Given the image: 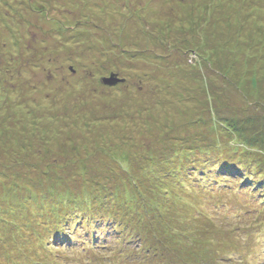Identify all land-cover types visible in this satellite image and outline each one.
Segmentation results:
<instances>
[{"label":"rangeland","instance_id":"obj_1","mask_svg":"<svg viewBox=\"0 0 264 264\" xmlns=\"http://www.w3.org/2000/svg\"><path fill=\"white\" fill-rule=\"evenodd\" d=\"M0 264H264V0H0Z\"/></svg>","mask_w":264,"mask_h":264},{"label":"trees","instance_id":"obj_2","mask_svg":"<svg viewBox=\"0 0 264 264\" xmlns=\"http://www.w3.org/2000/svg\"><path fill=\"white\" fill-rule=\"evenodd\" d=\"M224 169V168H223ZM81 217H80V216ZM79 215H73L72 217H73V219L75 220V223H76V225L77 226H79L80 225V222H81V219H83V218H85V219H87L86 217H83L82 218V213H80ZM94 218H95V215H94ZM102 218H98V220H101ZM84 220V219H83ZM86 221V220H85ZM112 223L115 225V227H116V229H115V234H117V233H120L121 231H122V224H125V223H121L120 224V226L118 225V222H120V219L119 220H117V221H115V218L114 219H112ZM89 224V222L87 221L86 222V225H88ZM129 229L130 230H132V227H131V224H129ZM88 230L89 231H92L90 228H88ZM95 231V230H94ZM126 232V231H125ZM137 234H139L138 232H137ZM96 236V235H95ZM97 236H99L98 234H97ZM91 239H92V235H91ZM89 240V239H88ZM76 246V245H75ZM74 245L72 246V247H75ZM87 250H89V248H87L85 251H87Z\"/></svg>","mask_w":264,"mask_h":264},{"label":"water","instance_id":"obj_3","mask_svg":"<svg viewBox=\"0 0 264 264\" xmlns=\"http://www.w3.org/2000/svg\"><path fill=\"white\" fill-rule=\"evenodd\" d=\"M114 82H117V80H113V78L110 79V80L109 79L104 80V83L107 84V85H113Z\"/></svg>","mask_w":264,"mask_h":264}]
</instances>
